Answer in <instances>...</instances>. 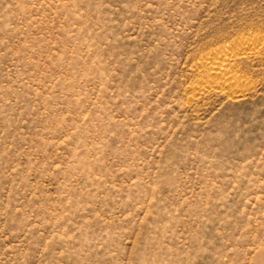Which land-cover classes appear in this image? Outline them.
Returning <instances> with one entry per match:
<instances>
[{
  "label": "rangeland",
  "instance_id": "rangeland-1",
  "mask_svg": "<svg viewBox=\"0 0 264 264\" xmlns=\"http://www.w3.org/2000/svg\"><path fill=\"white\" fill-rule=\"evenodd\" d=\"M0 264H264V0H0Z\"/></svg>",
  "mask_w": 264,
  "mask_h": 264
},
{
  "label": "bare ground",
  "instance_id": "bare-ground-1",
  "mask_svg": "<svg viewBox=\"0 0 264 264\" xmlns=\"http://www.w3.org/2000/svg\"><path fill=\"white\" fill-rule=\"evenodd\" d=\"M227 53V52H226ZM226 53H223L222 54V56H221V60L220 61H218V62H215V61H213L210 65H208L209 66V69L210 70H213V69H221L222 70V65L224 64V61H226V60H228L229 59V57L231 56V55H229L228 53V55H226ZM218 60V59H217ZM215 71V70H214ZM217 72V71H216ZM217 73H219V72H217Z\"/></svg>",
  "mask_w": 264,
  "mask_h": 264
}]
</instances>
